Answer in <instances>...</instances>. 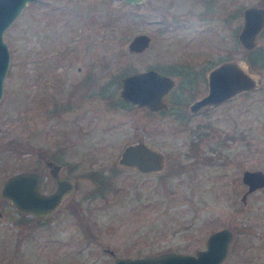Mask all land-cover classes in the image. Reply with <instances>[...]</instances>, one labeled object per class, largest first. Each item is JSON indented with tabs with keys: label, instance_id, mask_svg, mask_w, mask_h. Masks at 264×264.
Returning <instances> with one entry per match:
<instances>
[{
	"label": "rangeland",
	"instance_id": "rangeland-1",
	"mask_svg": "<svg viewBox=\"0 0 264 264\" xmlns=\"http://www.w3.org/2000/svg\"><path fill=\"white\" fill-rule=\"evenodd\" d=\"M262 1L32 0L23 7L4 31L10 65L0 99V189L16 171L48 175L47 156L79 187L39 223L0 193V264H115L105 246L131 257L193 253L224 226L233 237L221 264H264V186L241 199L243 170H264V68L248 64L261 78L258 88L195 114L188 105L207 92V74L192 86L174 73L187 62L206 71L244 57L242 12ZM141 32L151 36L149 46L130 52L128 42ZM257 45L264 48V33ZM149 67L174 76L164 95L170 108L151 114L145 105L113 101L122 76ZM137 139L166 154L163 170L118 163ZM102 177L112 180L110 191ZM52 184L49 177L46 187ZM68 201L80 207L71 212Z\"/></svg>",
	"mask_w": 264,
	"mask_h": 264
},
{
	"label": "water",
	"instance_id": "water-1",
	"mask_svg": "<svg viewBox=\"0 0 264 264\" xmlns=\"http://www.w3.org/2000/svg\"><path fill=\"white\" fill-rule=\"evenodd\" d=\"M29 1L32 0H0V99L4 92V78L10 65V49L4 39V31ZM124 1L139 5L147 0ZM242 15L243 23L238 32V39L245 48L252 49L257 45V36L264 28V6H245ZM150 41L151 36L148 33H137L128 42V50L143 51ZM174 84L173 76L149 67L123 76L120 95L149 109L165 108L167 103L163 96ZM207 85V92L188 105L191 112L227 101L241 91L256 89L261 85V78L258 73L250 71L245 58L233 57L221 60L209 70ZM118 163L134 166L142 172H158L166 166V154L153 144L135 140L124 145ZM47 166L55 181L52 191L43 190L44 173L37 169H25L4 178L1 195L10 200L18 210L36 217L43 218L53 213L69 194L78 189L79 183L76 178L61 173V164L53 159L47 160ZM242 181L247 185L241 196L245 201L248 193L264 186V170L246 168L242 172ZM2 216L3 211L0 209V218ZM232 237L231 228L224 226L210 232L205 247L198 248L193 253L171 250L131 257L118 256L113 249L109 251L114 256L115 264H221L228 254Z\"/></svg>",
	"mask_w": 264,
	"mask_h": 264
},
{
	"label": "flooded vegetation",
	"instance_id": "flooded-vegetation-1",
	"mask_svg": "<svg viewBox=\"0 0 264 264\" xmlns=\"http://www.w3.org/2000/svg\"><path fill=\"white\" fill-rule=\"evenodd\" d=\"M220 62V61H219ZM189 63V62H188ZM213 67V66H212ZM211 67V68H212ZM211 68H209L208 70H206L207 71V73H206V71H203L202 69H200V70H195L194 68H193V70H194V73L193 74H195V76L193 77V79H198V77H201V75L203 76V78H205V76H206V74H207V76H206V79H208V72H209V70L211 69ZM161 72V71H160ZM130 73V72H129ZM162 73H165V72H162ZM128 74V73H127ZM165 74H168V73H165ZM126 75V74H125ZM124 75V76H125ZM168 75H170V76H173V75H171V74H168ZM176 75H180V74H176ZM92 76V75H91ZM91 76L88 74L86 77H85V83H84V85H86L87 87H89V85H90V78H91ZM174 77V76H173ZM122 78H123V76L121 77V84H122ZM175 79V78H174ZM118 84V83H117ZM120 89H121V85H120ZM120 89H119V95H120ZM87 91V90H86ZM114 92V90H112V92L111 93H113ZM166 94V93H165ZM164 94V95H165ZM196 99V98H195ZM118 100H120V101H123L124 103H131V104H134V105H140V104H137V103H133V102H131V101H129V100H126L125 98H123L121 95H120V98H118L117 100H114L113 99V101L115 102V101H118ZM163 100L167 103V107H165V108H160V109H149L147 106V108L150 110V112H151V114L152 113H154V112H156V111H162V112H164L165 110H167L168 108H170L171 106L168 104V102L165 100V98H164V96H163ZM194 100V99H193ZM192 100V101H193ZM74 100H73V97H72V95H71V97H70V99H69V101H68V103H70L69 104V107L71 108L72 106H75V103L73 102ZM191 101V102H192ZM119 102V101H118ZM190 102V103H191ZM74 103V104H73ZM189 103V104H190ZM202 109V108H201ZM190 111V110H189ZM198 112V111H197ZM190 113H192V114H195L196 112H191L190 111ZM189 113V114H190ZM137 140H139V139H137ZM44 156L46 155V154H43ZM49 159H53V158H48V156L46 157V166H47V160H49ZM54 160V159H53ZM54 161H56V160H54ZM57 162V161H56ZM59 164H61L60 162H58ZM48 167V166H47ZM62 167H63V165L61 164V173H63L62 172ZM43 173V172H42ZM48 175L47 174H45L44 173V175H45V177H44V181H43V190L44 191H47V192H49V191H52L54 188H55V181H54V179H53V177L51 176V174H50V172H49V167H48ZM64 174H66V175H69V174H67V173H64ZM69 176H71V175H69ZM49 177L52 179V181H53V184L50 186V188H47L46 186L48 185V179H49ZM75 178V177H74ZM73 193V192H72ZM72 193L71 194H69L65 199H67V198H69L70 197V195H72ZM65 199H64V201H65ZM63 201V202H64ZM62 202V203H63ZM61 203V204H62ZM80 204H81V202H80ZM80 204H79V202L78 201H68V208L71 210V212H73L74 211V209L76 208V206L77 205H79V207H80ZM58 210H60V206H59V208L57 209V210H55L53 213H51V214H49L48 216H46V217H43V218H39V217H36V216H34V215H31L30 213H28V214H30L31 215V217H30V220H31V218H35V220L39 223V222H43V221H46L47 219H49L51 216H53L54 214H56L57 213V211ZM24 211H22V213H23ZM24 213H27V212H24ZM86 211L83 213H81L80 212V218H81V220H82V222H84L85 223V220H87L86 219ZM84 214H85V217H84ZM84 218H85V220H84ZM29 220V219H28ZM19 222H21L22 224H26L25 222H26V220H25V218H19ZM83 223V224H84ZM83 224H82V226H83ZM85 225V224H84ZM86 228H87V225H86ZM206 244V243H205ZM109 249H113V248H111V247H109V246H105L104 247V251H107V252H109L112 256H113V254L109 251ZM114 250V249H113ZM114 252H115V250H114ZM115 254H116V252H115ZM117 255V254H116ZM119 256V255H118ZM113 258H114V256H113ZM115 263V262H114ZM155 264H158V263H155Z\"/></svg>",
	"mask_w": 264,
	"mask_h": 264
},
{
	"label": "trees",
	"instance_id": "trees-1",
	"mask_svg": "<svg viewBox=\"0 0 264 264\" xmlns=\"http://www.w3.org/2000/svg\"><path fill=\"white\" fill-rule=\"evenodd\" d=\"M260 5L264 6V1L260 2ZM264 33V28L263 30L261 31L260 35H262ZM243 55L244 57L243 58H246L249 66L254 70V71H259L260 69L264 68V48L261 46V45H256L254 48L252 49H247L245 48V50L243 51ZM190 63V62H189ZM185 68H183L182 70L180 71H177V72H174V73H179L183 76V78H187L189 81L188 83H190L192 86H194L195 84V79H193V77L195 76L194 73V70H193V65L192 64H185L184 65ZM195 88H193L191 90L192 94H194L195 92ZM177 105V104H176ZM179 107V106H178ZM181 116V115H179ZM5 146V149H8V148H13V144L12 143H7V145H4ZM190 152H188V155L190 156L189 154ZM104 178V177H102ZM106 178L104 179H101L99 181V183H101L102 181V187H105L106 188V191H110L111 188H112V185H113V182L112 180H110V178ZM101 187V188H102ZM103 189L100 190V192L103 194L104 192ZM95 195H99V192L95 193ZM19 221V220H18ZM31 222H34V223H38L35 218H31L30 220ZM21 223V222H19Z\"/></svg>",
	"mask_w": 264,
	"mask_h": 264
}]
</instances>
